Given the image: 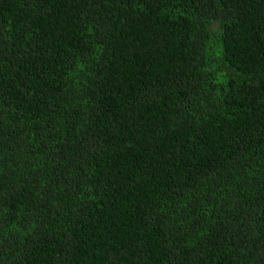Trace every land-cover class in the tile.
Segmentation results:
<instances>
[{"label": "trees", "instance_id": "obj_1", "mask_svg": "<svg viewBox=\"0 0 264 264\" xmlns=\"http://www.w3.org/2000/svg\"><path fill=\"white\" fill-rule=\"evenodd\" d=\"M0 264H264V0H0Z\"/></svg>", "mask_w": 264, "mask_h": 264}]
</instances>
